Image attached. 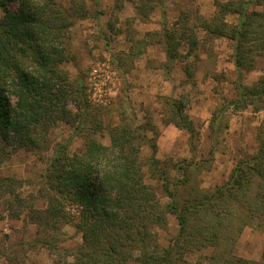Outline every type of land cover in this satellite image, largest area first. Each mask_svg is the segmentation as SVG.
<instances>
[{"label":"trees","instance_id":"obj_1","mask_svg":"<svg viewBox=\"0 0 264 264\" xmlns=\"http://www.w3.org/2000/svg\"><path fill=\"white\" fill-rule=\"evenodd\" d=\"M12 2L15 8L10 7ZM122 4L123 0H115L116 8ZM158 4L163 5V0H136V15L146 21ZM251 4L264 5V0L219 3L216 16L234 13V24L222 19L210 24L200 15L190 24L185 14L171 25L164 22L151 40L162 46L167 73L179 60L187 79L194 77L195 63L187 57H198L196 27L232 41L238 75L252 67L256 56L264 60V10H250ZM88 17L86 0H68L67 5L57 0H0V163L20 149L47 152L52 144L49 134L58 123L68 124L82 139V146L73 151L70 138L56 143L35 183L37 195L45 200L43 209L32 207L36 223L53 231L60 221L70 222L82 238L76 248L66 250L57 247V237L50 234L48 248L60 252L61 258L65 255L55 264L246 262L236 255L234 244L245 226L262 225L264 231V121L255 133L256 150L239 157L228 177L212 190L194 183V171L207 166L213 148L207 158L176 159L161 168L156 143L147 135L155 128L150 113L141 124L126 117L115 123L105 120L104 111L91 103L82 79L70 78L63 68L73 58L71 27ZM181 47H186L185 53ZM235 83L236 97L225 100L220 111L264 109V75L248 86L238 79ZM183 99L166 97L162 119L187 132L193 151L198 131ZM105 134L107 143L100 139ZM144 143L150 147L146 170L167 197L164 204L144 178L145 165L139 157ZM17 182L0 176V194H6V208L15 217L32 206L17 192ZM74 207L76 215L69 211ZM166 214L174 216L178 230L166 246H160L153 228L166 226ZM201 249L208 254L196 261L188 258Z\"/></svg>","mask_w":264,"mask_h":264},{"label":"rangeland","instance_id":"obj_2","mask_svg":"<svg viewBox=\"0 0 264 264\" xmlns=\"http://www.w3.org/2000/svg\"><path fill=\"white\" fill-rule=\"evenodd\" d=\"M57 1L68 4V0ZM135 1L123 0L121 8H116L115 0H86L90 17L76 21L71 27L69 42L73 58L63 68L70 78L82 79L91 103L104 111L105 120L111 119L115 123L126 117L141 124L150 113L155 128L147 131V135L156 143L155 156L161 161V168L170 167V162L176 159L207 158L209 149L213 148L207 166L194 171V183L212 190L228 177L239 157L256 150L255 133L264 121V109L254 111L249 106L220 111L219 108L225 100L236 97L237 79L248 86L264 75V60L256 56L252 67L243 70L239 76L233 64L232 41L205 34L202 28L196 27L200 39L198 57H187L195 63L194 77L187 79L184 62L179 60L174 61L167 73L165 54L162 46L155 39L151 40L152 36L155 37L153 33L164 22L171 25L184 14L189 16L190 24L196 15L210 24L218 19L234 24L236 14L226 12L221 18L216 14L219 15V3L236 0H163V5L158 4L146 21L136 15ZM16 6L15 2L10 3L11 8ZM249 9L263 11L264 5L251 4ZM181 50L185 53L186 47ZM181 96L185 112L198 131L193 140V151L187 132L162 119L165 98ZM213 115L215 118L211 120ZM49 137L52 144L47 152L20 149L0 163V176L17 180V192L32 205L18 217L12 216L6 208V194H0V264H55L58 259L64 260L65 255L61 258L60 252L48 248L50 234L57 237L54 241L62 249L76 248L82 242L80 232L70 222L60 221L59 229L53 231L49 225L36 223L38 218L32 207L43 209L45 200L37 195L38 185L35 183L56 143L70 138V150L82 146L81 137L65 123H58ZM100 139L103 143L108 142L106 134ZM149 156L150 147L144 143L139 152L145 165L144 178L164 204L167 197L158 181L146 170ZM69 211L77 214L75 207ZM166 220L165 227L153 228L160 246H166L178 230L173 215L166 214ZM261 221L264 223V217ZM260 227L262 225L245 226L234 244L236 255L246 260L242 264H264L261 260L264 231ZM37 239L47 242L44 244ZM206 254L208 251L201 249L189 254L188 258L196 261ZM66 258L71 260L70 256Z\"/></svg>","mask_w":264,"mask_h":264}]
</instances>
